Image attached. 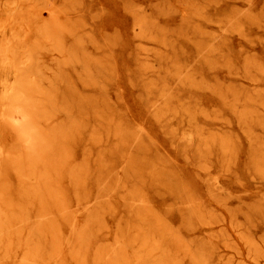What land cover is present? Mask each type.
Listing matches in <instances>:
<instances>
[{"label": "rangeland", "instance_id": "obj_1", "mask_svg": "<svg viewBox=\"0 0 264 264\" xmlns=\"http://www.w3.org/2000/svg\"><path fill=\"white\" fill-rule=\"evenodd\" d=\"M4 20L36 109L0 117V264H264V0H0Z\"/></svg>", "mask_w": 264, "mask_h": 264}, {"label": "bare ground", "instance_id": "obj_2", "mask_svg": "<svg viewBox=\"0 0 264 264\" xmlns=\"http://www.w3.org/2000/svg\"><path fill=\"white\" fill-rule=\"evenodd\" d=\"M15 2V1H14ZM8 4V3H7ZM6 4V5H7ZM10 4V3H9ZM15 4V3H14ZM13 4V6H14ZM250 4V3H249ZM4 5V6H6ZM12 4H10L9 6H11ZM16 5V4H15ZM12 7V6H11ZM15 7V6H14ZM13 7V9H14ZM17 7H15V10L17 11L18 9H16ZM5 9V8H4ZM9 9V8H8ZM7 11V9H6ZM10 11V10H9ZM12 12V11H10ZM15 13L14 11L12 12ZM9 16V24H10V18L14 19L13 16ZM7 19V20H8ZM14 21V20H13ZM147 21V20H146ZM4 22V26L1 25L0 28H2L3 30L7 29L5 26L8 24ZM143 23V22H142ZM2 24V23H1ZM6 24V25H5ZM140 25V24H139ZM142 25V24H141ZM140 25V26H141ZM8 26V25H7ZM12 26V24L10 25ZM9 27V26H8ZM11 28V27H9ZM8 28V29H9ZM22 29V27H19V29ZM139 29V28H138ZM13 32V31H12ZM22 33V32H21ZM20 33V34H21ZM17 33H14V38H19L16 35ZM90 35V34H89ZM140 35V34H139ZM86 37V36H85ZM140 38V37H139ZM2 39V38H1ZM13 40V39H12ZM16 40V39H15ZM14 42V41H13ZM10 40H3L0 41V64L6 68L9 72H12L14 75L13 81L9 82L8 79L2 80L1 81V85H3V89L1 90V94H0V117L7 119V121H9L11 124H17L20 123L23 119L29 117V115H31L36 107H35V103L33 101L30 100V98L28 97V91L31 87L35 86V82L34 80H26L24 79V77L21 74L22 71V67L27 66V62H29L31 60L30 57L27 56L25 58V61H20L18 56H17V44L13 43ZM165 46V45H164ZM211 47V46H210ZM144 53V52H143ZM147 53V52H146ZM20 56V55H19ZM19 58V59H18ZM24 58V57H23ZM24 60V59H23ZM88 60V59H87ZM31 62V61H30ZM201 62V61H200ZM211 62V61H210ZM199 63H197L198 65ZM172 65V64H171ZM196 65V66H197ZM203 64L200 63V66H202ZM147 66V65H146ZM175 66V65H174ZM177 66V65H176ZM203 67V66H202ZM209 67V66H208ZM145 69V68H144ZM176 69V67H175ZM177 70V69H176ZM262 73V72H261ZM176 75V74H174ZM180 75V74H179ZM131 80V79H130ZM129 80V82H131ZM186 81H188L187 79H185ZM186 81L184 83V81L182 82L183 84H186ZM154 82V81H153ZM158 83V82H157ZM181 83V84H182ZM194 83V82H193ZM202 84V83H201ZM131 85V84H130ZM154 86V85H153ZM182 87V86H181ZM188 87V86H187ZM191 87V85H190ZM168 88V87H167ZM184 88H186L184 86ZM189 88V87H188ZM170 92V91H169ZM149 95V94H148ZM167 95V94H166ZM220 95V94H219ZM237 97V96H236ZM250 101V100H249ZM169 103V102H168ZM165 106V105H164ZM166 107V106H165ZM188 108V107H187ZM186 108V109H187ZM234 108V107H233ZM177 112V111H176ZM188 112V111H187ZM251 113V112H250ZM175 114V112H174ZM240 114V113H239ZM189 115V114H188ZM191 117V116H190ZM193 122V121H192ZM214 132V131H213ZM246 134V133H245ZM107 135V134H106ZM255 135V134H254ZM101 137V136H100ZM139 137V136H138ZM208 138V137H207ZM249 138V137H248ZM230 139V138H229ZM187 140V139H186ZM190 140V138H189ZM65 141V140H64ZM188 141V140H187ZM189 142V141H188ZM155 165V164H154ZM259 165V164H258ZM257 165V166H258ZM153 169V168H152ZM162 169V168H161ZM154 170V169H153ZM161 171V170H160ZM167 171V170H166ZM159 173V172H158ZM153 174V173H152ZM35 177V176H34ZM49 179V178H48ZM182 184V183H181ZM47 185V184H46ZM178 186V185H177ZM135 187V186H134ZM134 196V195H133ZM25 197V196H24ZM22 198V197H21ZM89 211V209H88ZM87 211V212H88ZM214 226V225H213ZM208 227V226H207ZM240 228V227H239ZM245 241V240H244ZM252 241V240H251ZM226 243V242H225ZM249 243V242H248ZM246 243V244H248ZM252 243V242H250ZM252 246V245H251ZM250 246V247H251ZM153 248V247H152ZM255 254V253H254ZM257 256V255H256ZM95 259V258H94ZM163 260V259H162Z\"/></svg>", "mask_w": 264, "mask_h": 264}]
</instances>
